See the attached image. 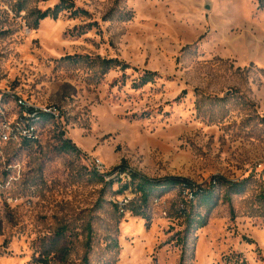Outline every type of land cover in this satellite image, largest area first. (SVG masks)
<instances>
[{
  "label": "rangeland",
  "instance_id": "rangeland-1",
  "mask_svg": "<svg viewBox=\"0 0 264 264\" xmlns=\"http://www.w3.org/2000/svg\"><path fill=\"white\" fill-rule=\"evenodd\" d=\"M73 1L90 16L33 29L28 12L59 0L20 15L0 0V111L13 122L22 100L61 114L31 146L0 141V264H264V7ZM98 59L131 68L102 75ZM145 71L155 82L135 88ZM64 139L80 151H62ZM123 161L214 196L192 201L178 186L151 200L149 220L133 215L123 207L135 195L106 182Z\"/></svg>",
  "mask_w": 264,
  "mask_h": 264
},
{
  "label": "trees",
  "instance_id": "trees-1",
  "mask_svg": "<svg viewBox=\"0 0 264 264\" xmlns=\"http://www.w3.org/2000/svg\"><path fill=\"white\" fill-rule=\"evenodd\" d=\"M47 1L49 0H16L14 10L17 12V14L20 15L21 13L28 11V5L30 3H40ZM257 1L260 4V8H263L264 0ZM28 13L34 19L32 26L31 23L28 24L30 28L33 29H36L39 26L40 22L48 18L57 20L63 13L68 14L72 19H79L82 17L90 16V14L86 10L78 8L73 0H59L58 4H56L53 8H48L46 10L34 8ZM94 26H98V23H89L86 25L85 28L92 29ZM79 34L81 35L83 34V32L81 31ZM68 58L71 60H76V58ZM98 61H100V70L102 75H106L111 70L115 69H118L121 72H126L131 68L129 64L118 59H98ZM156 76L157 74L155 72L145 71L144 74L140 77V79L135 82L134 87L141 88L150 83H153L155 82ZM201 101H204L203 97H201L200 102ZM213 102H227V98L216 97L215 99H213ZM42 117L44 120L52 119V117L45 114ZM37 142L38 141L25 142V146H31L32 143ZM60 148L64 152L80 151L79 148L74 143H72L71 139H64ZM121 175H125V178H121ZM96 176L98 177V179L100 178L101 181H105V178L107 177L98 172H96ZM108 176L110 177V179L106 182L108 185H110V187H112L117 181L119 182V184H122L121 188L119 189V194H122L126 191H131L135 195V197L131 199L128 204L123 207V209L129 210L133 215L141 216L148 220L150 219V217L148 216V210L150 207L151 200L153 198H159L166 195L171 189L175 187L179 186L181 191L185 192L186 196L190 197L192 201L199 198L201 200L209 202L214 196L213 190L211 188L205 189L199 187L187 178L179 176H165L161 178H152L135 169H132L126 161H123L121 164L114 167L108 173ZM217 179H220L219 181L221 183L225 181L221 177H215L212 184L213 188L214 185L217 184ZM229 183L231 184V188L237 187L241 184L233 182ZM184 210V213H186V209ZM191 217V215H188L189 221L192 223L196 219ZM196 222V229H198L206 224V219L205 217H199ZM183 261L184 254H182L180 264H184Z\"/></svg>",
  "mask_w": 264,
  "mask_h": 264
},
{
  "label": "built area",
  "instance_id": "built-area-1",
  "mask_svg": "<svg viewBox=\"0 0 264 264\" xmlns=\"http://www.w3.org/2000/svg\"><path fill=\"white\" fill-rule=\"evenodd\" d=\"M22 116L16 120L9 121L5 114L0 111V141L3 143L24 144L25 142L38 141V125L45 122L43 115L58 120L61 117L57 108L30 109L22 100H18ZM1 184V182H0Z\"/></svg>",
  "mask_w": 264,
  "mask_h": 264
},
{
  "label": "bare ground",
  "instance_id": "bare-ground-1",
  "mask_svg": "<svg viewBox=\"0 0 264 264\" xmlns=\"http://www.w3.org/2000/svg\"><path fill=\"white\" fill-rule=\"evenodd\" d=\"M78 131V130H77ZM80 144V143H79ZM83 147H84V145H83Z\"/></svg>",
  "mask_w": 264,
  "mask_h": 264
}]
</instances>
